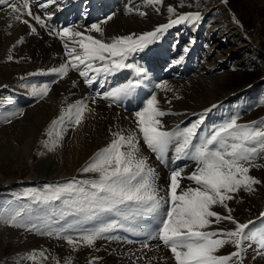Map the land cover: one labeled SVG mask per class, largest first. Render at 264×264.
Returning a JSON list of instances; mask_svg holds the SVG:
<instances>
[{
	"label": "bare ground",
	"instance_id": "1",
	"mask_svg": "<svg viewBox=\"0 0 264 264\" xmlns=\"http://www.w3.org/2000/svg\"><path fill=\"white\" fill-rule=\"evenodd\" d=\"M163 3L164 0L159 4L150 3L149 0H53L51 3H49V0H31V11L34 15H39L41 17V20L44 22L43 26L36 23V21L27 14H24L20 20H16L11 10L5 13L0 12V86L9 85V83L12 85V94L5 93L3 88L0 89V108L14 107L15 109L32 106L26 111L32 109L36 111V113H34L36 115L33 114L36 116V132L32 135H30V133L22 135L16 131L15 135L12 130V125V135L9 134V128L7 127V131L3 134L4 138L0 137V140L4 139L6 142H11L10 139H22L23 141L25 139L23 146L21 147V144L19 145L21 148L16 146L13 148L15 150V155L12 154L13 157L11 156L9 158L12 159V162L9 164L11 168L17 169L19 166H26L27 162L25 160L27 159L25 158L29 159L33 158L30 156H37V159H39L38 157H43L41 158L43 160L40 162L41 170L46 167L51 171L50 175L55 174L59 176L64 175V173L66 174V172L64 170L62 171L60 166L55 165L51 159L50 149H52V144L56 141L55 139H57L58 134H62V138L59 139L61 141L58 140L59 143L54 150L56 148L62 149V152L66 154L67 160H83L92 155L94 157L97 152L111 144L113 139H115L114 133L117 132L128 135L127 133L131 131V133H134L138 138L140 134L135 113L142 110L146 105V95L151 97L155 95L158 106H161L163 97L167 95L169 91L167 86L172 80L177 82L174 84V88L177 90L176 95L172 93V98H175L178 94L181 95L178 99L172 100L176 108L200 109V107L203 106L204 100L207 103L213 101L215 104H219L215 101L221 97L217 91L219 89L216 85V81L219 79L220 81L228 83L230 77H225L222 74L223 72H217L216 64L212 63L214 56H216L215 59L217 60L224 59L221 47H218V42H215V39L221 36L220 24L217 22L205 31V36L203 38L204 51H199L195 54L193 62L189 61L183 67L177 66L176 61L169 62L172 60V57H178V51L181 49V42L186 38L185 36H181L178 39L174 37L180 34L177 24L166 30L165 38L168 39L169 43L171 42V44L167 43L169 48H154L151 46L152 44H148L143 50L130 53L127 59L124 60L125 64H132L134 67H142L144 72L140 76H136L133 69L124 67L120 68V73L115 72V75L111 74L112 72L109 73L106 76V85L100 84L102 83L100 80L96 84L95 71L88 70L91 72L89 78H94L90 85L86 83L84 77L79 74L81 70H84L83 65L79 66V70L71 67V58L67 55L65 44H68V48H73L75 46L70 44V41H72L70 36L61 38L60 35H58L64 28H69L72 32L79 31L87 35L88 32L84 30L83 25L97 23L103 29V33H99L101 40L105 41V35L111 34L109 27L116 24L117 26L123 27V29L125 28L124 32L127 33L126 36L134 35V37H138V35L146 33V29L155 25V22L163 21L168 24L169 21L174 18V16L167 11L168 4L165 2L163 5ZM41 5H47V7H41ZM143 6H145V8H143ZM2 7L5 6L0 5V9ZM128 11L131 12L127 13ZM140 13H143V15ZM108 17H111V19H108ZM24 20H27L28 24L23 23ZM48 25H52L53 27L49 28ZM33 27L35 28V32L31 30ZM88 34L91 35L90 33ZM91 36L96 38L93 35ZM247 38L248 40L251 39L253 43L259 46L263 40L262 33L259 30L254 31V33ZM21 39L23 40L22 43L19 42ZM77 51L79 52L80 49L77 48ZM109 58L113 59L111 57ZM55 62H59L57 67H54ZM92 63L94 68H100L102 67V63H106V61L96 60ZM63 64H68L67 75L61 77L58 74L51 73V69L59 68ZM193 66L197 68L196 73H193ZM199 66L205 69V73L199 70ZM190 71H192V74L187 78L185 73ZM183 78L187 79L183 80ZM137 80H139L140 83L129 93V97L124 98L121 96L119 99L115 100L103 98L105 92H109V90L113 88L127 84L129 81L135 82ZM45 83L50 84V91L47 96L40 98L32 95V88L34 86L41 87ZM73 83L75 86L72 88L67 87V84L71 85ZM157 85L164 87H157ZM65 95L68 96L67 99L72 97V95L73 97L67 100ZM63 101L67 105L66 107H68V111L64 113L66 115H64L63 120L67 121L66 119H68L72 123L70 129H62L64 126L62 127L58 124L55 126L52 125L53 121L60 120H56L57 118L51 120L54 116L55 105ZM78 102H83V104L87 105V109L83 113L81 123L76 125L69 119V109L70 106L76 105ZM74 111L75 109H72L73 113ZM213 111L216 110L213 109ZM216 114H218V112ZM200 115H202V113ZM199 118L201 117H198V120ZM13 121H15V118L8 122L11 123ZM47 125L50 128L49 131L45 128ZM204 126L208 129V131L205 130L208 134L218 127V125L212 124V122ZM60 129L62 130L57 132ZM108 132H112L113 137L109 138ZM200 134L202 133H199V135ZM203 135L204 133L200 136ZM138 147L140 149V155L147 159L148 165L154 169L156 173V185L159 190V195L167 200V179L170 176L169 173H171L172 170L183 167L171 161L168 162L169 164L163 166L161 163L156 162L155 154L149 153L145 144L142 146V144L138 142ZM23 158L24 160L22 161ZM255 159L256 157L252 156L250 172L256 174L258 180L261 181L260 178L262 179L264 173L263 167L261 165L260 167L253 168V164L256 162ZM74 163L76 162H73V164ZM184 164H186V162H184ZM32 169L35 170V167ZM7 179L8 178L4 176H0V184L8 182L9 180ZM182 181L188 180L182 179ZM259 187L260 188L256 190H252L249 195L241 188L240 192L243 194H240L242 195L236 192L233 195V200L225 202L227 208H230L231 204L236 205V201H239V206H237L238 212H240L241 215L238 213L239 218L237 220L235 219L237 222L245 220V218L249 217L252 213L255 214L262 205V198L264 196L261 192V186ZM221 210L224 213L227 212V209L224 207H222ZM111 217L112 213H103L99 215L97 221L99 223H104V226H106L109 225L108 221ZM143 218V222L140 223L143 230L147 227V230L154 234L158 220L151 216H143ZM139 219H141V217ZM118 221L112 220V224H116ZM212 221H215L214 217ZM129 224L130 223H127V225ZM112 230L114 231L113 228ZM116 231L117 230H115V232ZM114 235L116 234H113V237H104L106 238L105 240L108 241L109 247H107V249L113 247L115 250H122L124 253L131 251V254L128 259L121 252L115 255L113 253H105L103 257L107 258L110 264H176L170 249L165 247L158 239H152L149 234L147 236H149L150 239L140 238L139 236L141 234L138 236L139 238L134 237L138 242L143 241L136 244L144 246L135 249H132L136 245L135 243L126 240V237L124 238L125 242H122V238L119 236V238L116 236L114 237ZM128 239L130 238L128 237ZM145 245H147V247H145ZM252 248V257L249 259V264H263L264 235L257 234L254 237ZM132 261L133 263H131ZM237 263L238 261H236V264ZM232 264H235V262Z\"/></svg>",
	"mask_w": 264,
	"mask_h": 264
},
{
	"label": "snow or ice",
	"instance_id": "2",
	"mask_svg": "<svg viewBox=\"0 0 264 264\" xmlns=\"http://www.w3.org/2000/svg\"><path fill=\"white\" fill-rule=\"evenodd\" d=\"M30 2L31 0H0V5L7 6L16 20H20L24 14H27L43 26L41 17L34 15L31 11ZM51 2L53 0H49V3ZM149 2L159 4L162 0H149ZM41 7H47V5H41ZM168 11L172 13L174 9L169 7ZM140 14L143 15V13ZM199 19L198 13H190L170 20L168 24L138 37L134 35L113 37L110 43H105L91 35L86 36L79 31L72 32L69 28H64L58 35L61 38L70 36L72 42L79 46V52L75 47L68 48L67 43L65 49L71 58V67L79 70V66L83 65L84 70H81L79 74L86 78V83L91 85L94 78L88 77V70L101 71L93 67V61H108L111 57L113 58L111 64H104L105 72L127 67L133 69L136 76H140L144 72L142 67L124 63L130 53L143 50L148 44L159 39L158 33L175 24ZM23 23L28 24V21L24 20ZM31 30L35 32L34 27ZM91 31L103 33L99 24H92ZM19 42L22 43L23 40ZM67 71L68 64L51 69V73L61 77L67 75ZM139 83V80L129 81L127 84L105 92L103 98L119 99L121 96L128 95ZM157 87L164 86L157 85ZM49 91L50 84L45 83L41 87L34 86L32 95L43 98ZM72 109H75L74 113ZM86 109L87 105L83 102L70 106L69 119L76 125L80 124ZM165 115L166 113L158 107L156 96L153 95L147 100L144 108L135 113L139 132L142 133L144 143L152 152L158 154V158L168 151L170 145H174L176 159L186 157L195 161L196 170L186 178L193 181L196 187L182 189L178 194L180 181L185 178L182 175L184 169L172 170L169 178L168 200H165L159 195L154 169L148 165L147 159L140 155L137 136L134 133L123 135L117 132L114 133L115 139L111 144L97 152L82 169L83 172L98 173L99 178L91 181H73L59 186L51 198L60 200L64 196L78 197L73 203L78 205L79 211L89 213L90 218L113 212L124 219L137 216L153 217L158 220V224L151 238L158 239L170 249L176 264H229L231 256L217 255V252L229 241L239 246V239L232 238H242L253 221L247 224L239 223L231 216V209H228L227 216H221L213 211L212 207L220 205L227 209L225 201L233 198L229 193L239 191L241 188L252 191V185L260 183L248 173L252 166V156L257 151L254 145L258 144L261 149H264V128L239 125L236 118H233L219 125L209 134L198 136L197 130L203 123V116L193 122L190 127L168 131L164 130L160 119ZM63 119L62 115L60 121H53L52 125L55 126ZM60 138L62 134L57 135V141ZM56 143V141L53 142L50 150H54ZM166 204L170 206L165 208ZM261 216L264 217V213H261ZM213 217L215 221L210 219ZM222 220L231 221L235 225V230L226 233L205 230L213 222L220 223ZM116 226V224H109L100 227L92 233L84 234L78 240L69 237L67 242L75 248L82 240L85 246L91 247L96 239L101 238L102 233L111 231ZM221 236H226L228 239L215 238ZM40 255L43 256L44 253L41 252ZM232 255L235 256L238 253ZM35 256L36 254L33 253L30 258L35 259Z\"/></svg>",
	"mask_w": 264,
	"mask_h": 264
},
{
	"label": "rangeland",
	"instance_id": "3",
	"mask_svg": "<svg viewBox=\"0 0 264 264\" xmlns=\"http://www.w3.org/2000/svg\"><path fill=\"white\" fill-rule=\"evenodd\" d=\"M165 2L168 4L167 5V11H168L169 7L174 9V12H172V13H170L168 11V13H170L171 15L174 16V18L172 20L177 19L179 16L187 15L190 13L191 14L198 13L200 16V19L198 21L188 20V21H184V22L179 23L178 29H179V31L182 30V32L185 33V37H186L184 39V41L182 42V44L185 48H186V45L189 43L190 40H191L190 41L191 45H193L195 47H200L201 36L205 33V31L207 29L211 28L216 22L218 24H220L221 27L219 26V28L221 30L222 36L220 38L218 37L219 39H215L216 40L215 42H218L217 43L218 47L219 46L221 47L222 54L224 55V59L217 60V59H215L216 56H214L212 63L216 64L217 68H218V64L223 63L222 68L217 72H220V73L223 72L222 74L227 78L230 77V80L228 83L225 81H220L219 79H218L219 81L218 80L216 81V85L219 89L217 91L219 92V96H221L217 100H220L222 97H223V99L226 98L228 94H231L234 92H239V94H237L236 98H232L231 100H229V99L223 100L222 105L225 108L229 107L228 111L230 113H235L236 111L239 112V115L237 117L238 119L236 118L237 124H239L240 120H242L245 123L250 122V123H247L244 125H253L257 128H264V103H261V101H264V78H262V77H264V0H164V3ZM164 3H163V5H164ZM144 8H145V6H144ZM204 9H206V10L204 11ZM203 12H204V14H201ZM202 21H203V27L200 24ZM233 22L236 24H234ZM165 24L166 23L163 21L155 22V25L148 27L146 29V32H152L157 27H159L161 25H165ZM87 25H89V24H87ZM111 29H113V30H111ZM109 30H110L111 34L105 35L107 42H111V39L113 37H122V36L127 35V33L124 32L125 28L123 29V27H121L119 25L117 26L116 24L111 25L109 27ZM256 30H259L263 36V40H262L260 46L258 44L253 43L251 39L248 40V38H247L249 35L253 34L254 31H256ZM164 31H162L160 33V36H162L164 34ZM138 36H140V35H138ZM175 42H177V41H175ZM182 54H183L184 58L189 55V53L187 51L183 52ZM116 59H118V58H116ZM189 59H188V61H189ZM111 60L112 59L109 58L108 61H106V63L111 62ZM228 61H230V62H228ZM181 62H183L184 64L187 63V61L185 59L182 60ZM197 66H198V64H197ZM192 68H193V73H196L197 68L195 66H193ZM102 72L105 73V71L103 69H102ZM120 72H121L120 69H118V71H116V73H120ZM111 74L115 75V73H111ZM180 74H184V73H180ZM191 74H192V71L185 73V76L188 78ZM187 78H185V79H187ZM185 79L183 78V80H185ZM98 81H99V79L96 78V84ZM100 84H102V83H100ZM250 84H253L252 87L255 89V92L251 95V98L253 99L254 104H255V106L253 108H247L246 107V105L244 103L246 101V99L244 98V96H242L240 94L247 87L250 88L249 87ZM73 86H75L74 83L71 85L67 84L68 88L69 87L72 88ZM167 87H168L169 91H168L167 95H165L163 97L162 105L158 106L159 108H161L160 110L164 109L162 111L167 113L165 116H163V118L162 117L160 118L162 123L165 124L164 130L172 131V130H175L179 127L185 128L188 124L189 125L187 127H190L191 124L193 123L191 121L192 119L196 118L198 120V117L203 116V123L200 125L197 132H198V136L202 135L203 133H204L203 136H205L206 131H205V129L203 130V128H201V126L205 122L214 120L215 122L217 121L216 123L221 125V124H223L222 122L225 119H230V120L233 119V117H229V116L227 117L224 110L220 109V112H218V108H212V110H208V111H206L205 109L204 110H199V109L192 110V109H188V108H184V109L176 108V106L172 102V100L178 99L181 95L178 94L175 98H172V93H174V95H176L177 90L174 88V84L172 82ZM109 91H111V90H109ZM7 94H12V92L7 93ZM72 97H73V95H72ZM72 97L67 99L68 96L65 95V98L67 100L72 99ZM216 102H218V101H216ZM218 103H220V102H218ZM210 104H212L211 101L207 103L204 100L203 106H201L200 108H203V107L205 108L207 105H210ZM66 106L67 105L64 103V101L61 103H57L55 105V112H54L53 117L58 116V114L64 115V113H66L68 111V107H66ZM212 106L214 107L215 105L212 104ZM219 107H221V106H219ZM9 108L14 109V107H9ZM29 108H31V107H29ZM27 109L28 108H25L23 110L19 109L18 112L16 111L14 117H12L10 120H8V121H11V120H14V118H15V121L11 122L13 124L9 123L8 121H7L8 124H7V122L4 123L3 118L7 114H6L5 110H3V109L0 110V124H1L0 125V130H1L0 131V137L1 138H4L3 134L7 131L6 130L7 127L9 128V134L12 135V131H11L12 125H13L12 130L14 131L15 135H16V132H18L19 134L21 133L22 135H25V133H26V135H27V133H30V135H32L34 132H36V124H35V117L36 116H34V115H36V114H34V113H36V111H34L33 109L30 111H26ZM213 109L216 110L218 112V114H216L217 112L213 111ZM20 112L22 114H20ZM201 113H202V115L199 116V114H201ZM208 115H210V116H208ZM218 115H220V116H218ZM28 116H30V117H28ZM225 117H227V118H225ZM204 118H205V120H204ZM175 121H176V123H175ZM65 122L63 121L60 124L61 126H64V128H62V129H70L72 127L71 126L72 123L71 122L68 123V120ZM251 122H253V123H251ZM181 123L183 126L181 125ZM206 124L208 125V123H206ZM239 125H242V124H239ZM46 128L48 131L50 130L48 125L46 126ZM23 129H26V130H23ZM62 129H60L57 132H60ZM129 132L131 133V131H129ZM129 132L127 134H129ZM199 133H202V134L199 135ZM108 134H109V138L113 137L112 132H108ZM139 134H141V133L139 132ZM140 136L137 138L138 142H140L142 144V146H144L145 143L143 141V136L142 135H140ZM10 140H11V142L10 141L6 142V141H4V139L0 140V176H4V177L8 178L7 180H9L8 182H5L4 184H0V214H3L6 216V217L2 218L0 215V264H68L69 260H70V264H97L96 263L97 257H100V260H101L100 264H110L109 263L110 261L107 258L103 257L104 254L107 253V251L105 249H103L104 247L102 245V243H103L102 236H101V238H98L91 247L85 246L83 244L82 240L79 242V244L76 245L75 248L71 245H68L67 239L69 237H71L73 240H78L84 234L94 232L93 230H91L92 224H91V221L89 219L90 214L87 212L79 211L78 205L73 203L74 200L72 199L71 196H64L60 200H53L51 197H52L54 192H50V193H46V194L39 197V199L43 200L42 202H49V201L52 202L48 211L45 212V211L41 210V215H42L41 218L44 220L45 214H48L49 217L52 214H56V217L54 218V226L59 228V230L62 233V237L60 236V233H58V231H56V232H54V235H55L54 240L45 242L44 240L46 238L43 237V239H42L41 237H37L36 233L30 234V233L26 232V234L21 235V233H22L21 230H19V228H17V226L15 225V222L13 221V219L16 216H18L20 211H21V208H20L21 203L16 204L14 206V210L11 211L14 202L15 203L17 202V197H15V193L13 192L11 187H15L19 183L28 184L29 183L28 180H32V182H34V183L48 182V181L54 179L52 177H56L58 175H55V174L50 175L51 171H49L46 167L41 170L40 162H41V160H43V159H41L43 157H38L39 159H37V156L36 157L30 156L33 158H29L30 159L29 160L28 158H25L26 156L24 155L25 156L24 158L27 159V160H25L27 162V165L26 166L24 165L25 167L19 166L20 169L19 168L14 169L13 167L11 168L9 166V164L12 162L11 161L12 159H9V158L12 156V154L15 155V150L13 148H15V146L16 147H20V146L22 147L23 144L25 143V139H24V141L22 139L21 140L10 139ZM18 141L19 142L21 141V142L19 143ZM59 141H61V140H59ZM3 142H5V143H3ZM58 143H56V145H58ZM9 144H11V145H9ZM257 145H254V147H256L257 151H259V152L256 151L253 154V156L256 157V159H255L256 162L253 164V168L260 167L262 165L263 172H264V163H263L264 162V149L259 148L260 146L259 145L257 146ZM145 146L148 149L146 144H145ZM50 153L52 156L51 159L53 160V163H55V165H57V166H60L62 168V171L64 170L66 172V174L64 173V175H66L65 180L67 182H69L71 179H74V181L80 182V181L96 180L99 178L98 173L83 172L82 171V169L91 161V159L93 158V155L91 157H86L83 160H72V159L67 160L66 159L67 157L65 156L66 154L64 152H62V149L56 148L55 150H50ZM55 153H59V154H55ZM152 153L155 154L154 152H152ZM255 154H256V156H255ZM261 156H263V157H261ZM24 158L22 159V161L24 160ZM160 158L165 159V160H171V159L175 158L171 162L178 163L183 168L186 167L185 166L186 164H184V162H187V159H188V163H187L188 165L186 167V171H187L188 175H190L193 171H195L196 167H197L196 162L189 159V158L185 157V158H181V159H176V153H175V146L174 145H170L168 151L166 153H164L163 156ZM6 159H8V160H6ZM155 160H156V162L160 163L156 158H155ZM73 162H76V163L73 164ZM33 167H35V170L32 169ZM31 170H34V171H31ZM248 174L258 180V177L256 176V174H254L250 171ZM182 175H183V173H182ZM183 176L185 177L184 179L188 180L186 178L187 176H185V175H183ZM40 177H43V178H40ZM37 178H39V179H37ZM169 178H170V176H169ZM169 178L167 179V184H168L167 189L169 188V184H170ZM35 179H37V180H35ZM260 180L261 181L259 184L252 185V189L256 190V189L260 188L259 186H261V192L264 196V173H263L262 179L260 178ZM185 183H188V184H185ZM195 186L196 185L193 181H190V180L182 181V179H181L180 188L177 189V193L179 194V192L182 190V188L186 189V187L188 188V187H195ZM85 187H88V186L85 185ZM37 189H42V188L37 187ZM240 190L236 191L237 194L242 193V192H240ZM23 192L24 193H32L29 190H24ZM236 192L229 193V195H231L233 197V195ZM244 192L247 195L251 194V191L245 190ZM242 194H240V195H242ZM233 199H234V197L231 200H233ZM262 200H263L262 205L260 206V208L257 210V212L255 214L252 213L249 217L245 218V220H242L241 222H239V223L247 224L249 221H253L252 224H249L248 229L245 230L244 236L242 238L234 237V238H232L233 240L239 239V243L240 242H247V244H250L251 239H254V237L256 236V233L264 235V217L261 216V213H264V197L262 198ZM228 201H230V200H227V202ZM238 202L239 201H236V205L231 204L230 208L229 207L227 208L226 213H224L221 210L222 206H220V205H214L212 207V210L216 211L221 216H227L228 215V209H231V216L237 220L239 218L238 213L241 215V213L238 212V206H239ZM32 212L34 214L36 213L35 210H33ZM78 216L82 217V221L80 222V224L83 225L84 229H82L75 238L74 233H75V228H76L77 223H76V221H73V219L78 217ZM120 216L121 215H119V217ZM115 217L119 218L118 214L112 213V217H111L112 220H115ZM137 217L138 218L124 219L121 216L119 218L120 220L118 222H116L117 228L114 227L113 228L114 231L111 230V231H108V233L104 232L105 234L103 233V236L104 237H111V236L113 237V234H116V235H114V237L116 236L117 238H119V237L122 238V242H125V239H126V240H128L132 243H135V244L139 243L140 241L138 242L137 239L134 237H138L140 234H141L139 236L140 238H149V236L151 237V235H153V233L149 232L147 230L148 228L146 226H145L146 227L145 230H143L142 225L140 224V222H138V221L142 220V216H137ZM140 217H141V219L139 220ZM211 220H212V218H211ZM128 221H130V222H128ZM127 223H130V224L127 225ZM134 223H135V225H134ZM124 227H126V228H124ZM129 227H130V230H129ZM225 228H227V230ZM118 229H119V231H118ZM120 229L124 230L128 233L125 234V236L118 234L121 231ZM115 230H117L116 231L117 233L115 232ZM137 230H139V231H137ZM205 230L218 231V232H225L226 233L229 231H234L235 225L229 220H222L220 223L213 222L212 224H210L209 228L205 229ZM257 230H259V232H256ZM109 234H110V236H109ZM148 234H149V236H147ZM127 236L130 239H128ZM215 238L228 239L226 236L215 237ZM104 239H106V238H104ZM149 239H147V240H149ZM147 240H144V241H147ZM234 245H236V244L229 241L228 243H226L223 247H221L219 249V251L217 252V255H226V254L230 253L234 249ZM239 246H241V245L239 244ZM90 251H91V257H90ZM41 252L44 253L43 256L40 255ZM33 253L36 254L35 259L30 258L31 254H33ZM70 253H72V256L69 255ZM118 253H119V251L116 252V254H118ZM131 263H133V261ZM263 264H264V261H263Z\"/></svg>",
	"mask_w": 264,
	"mask_h": 264
}]
</instances>
